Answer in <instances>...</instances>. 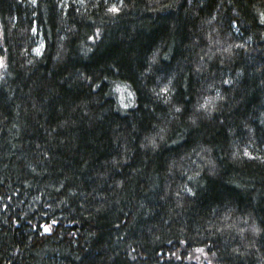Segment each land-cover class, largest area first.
<instances>
[{
  "label": "trees",
  "instance_id": "16d2710c",
  "mask_svg": "<svg viewBox=\"0 0 264 264\" xmlns=\"http://www.w3.org/2000/svg\"><path fill=\"white\" fill-rule=\"evenodd\" d=\"M262 21L0 0V264H264Z\"/></svg>",
  "mask_w": 264,
  "mask_h": 264
},
{
  "label": "snow or ice",
  "instance_id": "6c2138e0",
  "mask_svg": "<svg viewBox=\"0 0 264 264\" xmlns=\"http://www.w3.org/2000/svg\"><path fill=\"white\" fill-rule=\"evenodd\" d=\"M112 10H113V11H118V9H115V8H113ZM262 22H264V21H262ZM179 111H180V110H179V109H177V112H179ZM44 231H45V232H48V231H49V229H48V228H45V229H44Z\"/></svg>",
  "mask_w": 264,
  "mask_h": 264
},
{
  "label": "rangeland",
  "instance_id": "374dc122",
  "mask_svg": "<svg viewBox=\"0 0 264 264\" xmlns=\"http://www.w3.org/2000/svg\"><path fill=\"white\" fill-rule=\"evenodd\" d=\"M40 48H41V46L39 45V48L38 49L40 50Z\"/></svg>",
  "mask_w": 264,
  "mask_h": 264
}]
</instances>
